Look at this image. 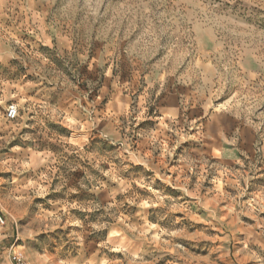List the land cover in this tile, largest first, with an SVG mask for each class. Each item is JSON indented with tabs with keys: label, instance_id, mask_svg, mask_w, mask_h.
Here are the masks:
<instances>
[{
	"label": "clouds",
	"instance_id": "1",
	"mask_svg": "<svg viewBox=\"0 0 264 264\" xmlns=\"http://www.w3.org/2000/svg\"><path fill=\"white\" fill-rule=\"evenodd\" d=\"M0 264H264V0H0Z\"/></svg>",
	"mask_w": 264,
	"mask_h": 264
}]
</instances>
